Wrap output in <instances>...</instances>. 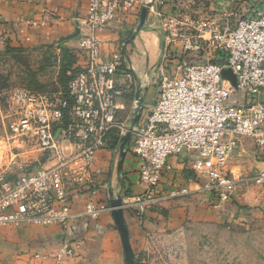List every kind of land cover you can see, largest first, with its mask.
I'll list each match as a JSON object with an SVG mask.
<instances>
[{
  "label": "built area",
  "instance_id": "1",
  "mask_svg": "<svg viewBox=\"0 0 264 264\" xmlns=\"http://www.w3.org/2000/svg\"><path fill=\"white\" fill-rule=\"evenodd\" d=\"M154 3L148 11L157 18L165 43L157 66L159 88L147 113L127 128L142 192L127 197L130 203L122 199V207L131 206L139 215L162 200L158 187L170 169V156L187 161L195 185L173 187L167 198L195 191L227 199L236 182L229 168L231 156L244 137L253 142L260 163L251 179L264 187V0H231L232 6L222 9L226 25L220 27L211 26L212 17L193 21L187 14L175 21L162 16L158 7L163 0ZM133 4L89 0L75 50L80 64L67 91L23 90L15 95L9 132L27 144L17 149H35L42 159L32 164L17 151L0 166V227H64L111 211L94 199L92 176L100 170L93 164L119 126L133 74L125 42L103 51L99 32L116 20L121 8ZM178 23L186 25L185 32H178ZM225 66L236 77L235 88L221 76ZM65 146L71 147L70 154ZM83 180L90 195L82 210L75 211L68 195L79 190ZM77 248L64 242L55 257L70 258Z\"/></svg>",
  "mask_w": 264,
  "mask_h": 264
},
{
  "label": "crops",
  "instance_id": "2",
  "mask_svg": "<svg viewBox=\"0 0 264 264\" xmlns=\"http://www.w3.org/2000/svg\"><path fill=\"white\" fill-rule=\"evenodd\" d=\"M88 2L89 0H0V40L12 45L53 40L57 43H66V45L75 44L79 32L84 31V26L81 24L87 14ZM216 2L223 4L224 7L232 6L229 0L214 1ZM148 6L156 7L154 0H134L130 8H121L118 11L115 23L116 33L110 31L113 36L107 32V34L104 33V30L99 32L103 51L109 50L111 44L115 45V40L111 38L119 31L130 38L128 67L133 74V79L136 78L138 81L135 91L149 86L151 80L149 72L157 68L165 46L160 24L157 18L148 11ZM143 9L145 16L141 22ZM142 97L140 91L141 102ZM134 99L138 100L136 97ZM111 142L113 141L110 140L105 150H100L95 154L93 168L100 170V173L92 176V182L95 186L94 199L98 205H103L104 202L109 204L112 193L119 194V190L128 192L129 195H126L128 198L142 192L136 182L137 159L129 151L122 158L119 168L120 159L116 158L118 153L111 149ZM35 152V156L42 158L39 151ZM65 152L70 154L71 147L65 146ZM247 162H252L251 167H254L256 163L255 172L260 167L253 142L244 137L239 139L229 164L237 183L241 181L239 171L241 174L244 173V164ZM168 163L170 169L161 176L158 193L163 197L162 200H165L161 201L162 205L167 206L171 214L197 222L211 219L224 220L235 215L243 224H250L256 221L258 216V210L254 205H259L264 211V198L258 199L257 204H254L255 199L246 193H241V185H238L237 193L235 187L232 195L224 200L213 199L204 193L195 191L167 200L169 198L166 195L173 187L193 188L195 185L192 181L193 173L186 160L179 156H170ZM115 178L121 181L118 185L119 190L111 191L112 186L114 188ZM79 185V190L69 192L67 201L71 209L75 211L82 210L90 195L86 180L80 182ZM249 203L254 205L249 206ZM137 215L124 212L131 245L136 241H141L146 231L152 230L153 226L149 217H153L157 222V213L149 209ZM115 229L111 214H104L97 220L93 218L75 219L64 227L33 225H23L17 228L0 227V264H95L94 260L99 262L98 258L103 250L109 251V248L110 250L117 248ZM64 242L70 246L78 245V248L74 256L70 258L61 256L57 259L55 254Z\"/></svg>",
  "mask_w": 264,
  "mask_h": 264
},
{
  "label": "rangeland",
  "instance_id": "3",
  "mask_svg": "<svg viewBox=\"0 0 264 264\" xmlns=\"http://www.w3.org/2000/svg\"><path fill=\"white\" fill-rule=\"evenodd\" d=\"M214 1L217 0H163L158 9L161 11L162 16L174 18L175 21H180L182 17L188 14L193 21L212 17L211 26L226 25L222 16L224 6L221 3H214ZM116 21L117 19L101 31L104 30V33L107 32L113 36L110 31L116 33ZM193 24L195 22L191 23V25ZM227 25H230V23H227ZM176 27L180 33L186 30L185 24L178 23ZM111 39L115 40V44L124 41L127 48H130V38L127 34L119 31ZM48 42L12 45L9 42L0 40V166L8 162L12 154H16L17 151L27 156L29 163L32 164H37L36 161L42 159L35 156V149H17L23 148L27 144H23L20 140H16L11 136L8 124L13 118L11 114L16 104L14 102L15 95L19 92L29 90L36 93L51 94L57 91H67L68 82L75 71L72 69L73 66L69 69L66 68L69 53L64 51L67 48L76 53L77 43L66 45V43H57L54 40ZM113 46L111 44V48ZM225 68L231 70L228 66L223 67L220 72L221 76ZM149 73L152 80H150L149 86L139 88L143 96L139 106L134 99L137 92L134 89L138 87V81L136 78L134 80L133 75H131V81L126 88L124 105L118 114L119 126L112 135L114 146H111V149H117L120 138L127 132V128L131 125L136 113L139 115L146 114L149 106L153 103L159 88V82H157L159 75L157 68ZM172 73L173 71L169 72V74ZM230 85L233 88L236 87V84L230 83ZM124 151L129 153L128 144L125 146ZM116 158L120 159L119 151ZM244 165L243 174L238 170L241 181L235 182V191L237 193L239 190L238 185H241V193H246V195L255 199L254 204H257L258 199L264 198V187L257 185L251 179L255 172L256 163L254 167H251L252 162H247ZM113 183L114 188L112 186L111 191L113 189L119 190L118 185L121 183L119 178H115ZM119 192V194L112 193L111 198L120 195L124 202H131V199L126 196L129 195L128 192H122L121 190ZM161 201L146 208L157 213V222L154 221L153 217H149L153 226L152 230L146 231L141 241H136L131 245L134 264H264V211L259 205L248 204L249 206H252V204L255 206V209L258 210V216L256 221L243 224L235 215L224 220L211 219L205 222L183 219L176 216V214H171L170 209L162 205L165 200L162 203ZM103 206L110 207V204L104 202ZM122 209L123 213L132 212L137 215L135 209L131 206L122 207ZM104 214H111V211H104L93 219L97 220ZM112 222L115 229L113 218ZM155 226L157 228H154ZM115 232L117 248H113V250L109 248L110 252L103 250L98 258L99 262L97 263L94 260L95 264H125L117 229H115Z\"/></svg>",
  "mask_w": 264,
  "mask_h": 264
},
{
  "label": "water",
  "instance_id": "4",
  "mask_svg": "<svg viewBox=\"0 0 264 264\" xmlns=\"http://www.w3.org/2000/svg\"><path fill=\"white\" fill-rule=\"evenodd\" d=\"M144 16H145V10L143 9L141 12V22L143 21ZM222 77L228 80L231 84L233 85L236 84L235 77L230 69L225 68L222 71ZM139 92L140 91L138 90L135 96L136 98H138L137 100L138 106L141 103V99L139 98ZM138 118H139V114L136 113V116L133 118L131 125H134L137 122ZM129 141H130V130H127V132L120 138L117 147V150L120 152V160L118 162L119 168L121 166L122 158L125 153L124 148L127 144H129ZM109 204L111 207V216L113 218L114 224L116 226L122 244L125 264H134V254L130 243L129 231L125 223L124 213L122 209V197L118 195L115 198H110Z\"/></svg>",
  "mask_w": 264,
  "mask_h": 264
},
{
  "label": "trees",
  "instance_id": "5",
  "mask_svg": "<svg viewBox=\"0 0 264 264\" xmlns=\"http://www.w3.org/2000/svg\"><path fill=\"white\" fill-rule=\"evenodd\" d=\"M64 52L69 53L68 54L69 58H68V61L66 62V64H67L66 68L69 69L70 67L73 66L72 67L73 71H76L78 65L80 64V61H79L80 60V56L77 54V52L76 53L71 52V50H69L67 48L65 49ZM111 141H113V142H111V146L113 147L114 146L113 138L111 139Z\"/></svg>",
  "mask_w": 264,
  "mask_h": 264
}]
</instances>
